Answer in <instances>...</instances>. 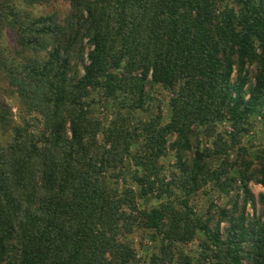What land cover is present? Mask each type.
I'll return each mask as SVG.
<instances>
[{
    "label": "trees",
    "instance_id": "obj_1",
    "mask_svg": "<svg viewBox=\"0 0 264 264\" xmlns=\"http://www.w3.org/2000/svg\"><path fill=\"white\" fill-rule=\"evenodd\" d=\"M63 1L0 0V264H264V0Z\"/></svg>",
    "mask_w": 264,
    "mask_h": 264
},
{
    "label": "rangeland",
    "instance_id": "obj_2",
    "mask_svg": "<svg viewBox=\"0 0 264 264\" xmlns=\"http://www.w3.org/2000/svg\"><path fill=\"white\" fill-rule=\"evenodd\" d=\"M33 8V7H32ZM31 7L28 8V10L33 11L37 15H50L55 14L60 20L63 19L67 5L63 0H41L40 4H35L34 8ZM12 39L8 32L5 33L3 37V44L4 45H10L12 44ZM152 99L153 103L151 105V109L154 112H157L158 107H162L165 104V101L168 97V94L162 91L160 88L154 87L152 90ZM0 99L1 102L8 108L10 115L12 116L13 120L23 125L22 120L20 117H24L25 110L23 106L20 104L18 99L13 96L12 94L8 93L7 91L0 93ZM30 118L29 116L27 117ZM32 119L31 127L33 131H36L38 128H40V122L36 121L34 118ZM230 129L228 128V125L222 124L219 125L216 128V133H223L227 132ZM3 135L2 133H0ZM207 135V134H206ZM205 134L200 135V142L206 146L211 147V143L213 141V138L206 137ZM215 138V137H214ZM3 139H6V136L3 137ZM264 139V132L262 127L259 124H256L254 131L248 133L246 136L242 138L241 144L248 148L250 152H253L257 148H259L262 145ZM163 165L164 169L167 170L170 166V164L173 163V159L170 155L166 159H163ZM250 190L255 198V200H258L259 194H264V188L255 185L253 183L250 184ZM211 199H218L217 194H214ZM227 199H223L221 206H223L226 203ZM199 203V206L203 209H205L206 204L204 201V198H201L197 201ZM260 208L259 203L257 201L256 209L258 210ZM248 212L251 214V210L249 209ZM131 241H132V247L136 255V259L138 260L137 264H146L149 258V255L154 252L155 250L152 248L151 244L149 243V239L147 236H144L141 232L135 231L132 235H130ZM194 245H189L188 250L192 249Z\"/></svg>",
    "mask_w": 264,
    "mask_h": 264
}]
</instances>
